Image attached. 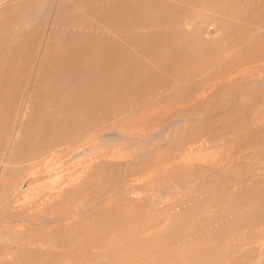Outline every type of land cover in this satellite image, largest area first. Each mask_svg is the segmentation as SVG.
I'll return each instance as SVG.
<instances>
[{
    "label": "rangeland",
    "instance_id": "1",
    "mask_svg": "<svg viewBox=\"0 0 264 264\" xmlns=\"http://www.w3.org/2000/svg\"><path fill=\"white\" fill-rule=\"evenodd\" d=\"M52 1L44 0L46 5L44 15L39 21L32 22L34 31L26 36L24 48L19 54L9 59L2 55L4 50L0 53V134L2 118L7 116L8 111L13 113L10 119L12 123H16L18 119L20 121L23 106L34 89L33 80H21V77L27 72L35 73L38 68L36 58L41 55L38 47L46 43L52 28L51 21H45ZM115 1L117 0H92L91 4L103 3L111 6ZM143 1L146 5H151L153 11L144 17L141 26L130 33H108L100 28L103 22L91 23L88 20L81 21L80 25H84V28H77L75 31L68 26L59 27L57 43L51 49H57L60 60L46 70L47 76L51 79L60 80L64 75L57 74L61 61L70 59L77 51L81 55L82 52L88 54L86 48L88 36L103 43L116 41L117 38L127 39L129 43L138 40L146 42L143 44L146 47L137 49L138 46L136 48L131 44L130 47L133 49L126 47L121 49L119 54L111 51L107 56L98 57L89 64L82 74L85 77L90 73L95 75L100 71L98 69L113 65L120 55L129 58L124 71L116 74L113 79L106 80L105 84L101 83L103 80L95 81L97 83H94V80H90L91 83L87 80L83 82L77 80L78 86L82 84L79 86L81 89L77 88V93L74 92L76 84L63 78L59 87V90L62 89L64 92L71 87L74 88L71 90L72 93L82 94L80 99L75 98V103L84 100L82 98L87 94L88 98H101L103 103L105 102L102 112H107L108 117L113 116L120 122L122 129L130 132L128 138H123L116 127L95 132L91 135L90 141H94L96 153L106 156L115 153L118 157L115 159L122 161L136 158L127 164L128 166L126 163H102L104 168L110 169L108 185L96 180L95 176L86 184H76L73 187L71 185L57 200L50 198L52 192L57 190V183L65 180L64 177L68 175L77 181L76 177H73L74 174L69 173L73 171L72 164L66 160L70 151L77 147L69 143L45 149V143L42 144L38 155L25 160L17 171L1 177L0 169V228L3 225L12 230L17 228L25 231V235L30 236L32 240L56 235L63 241L75 231L84 234L85 241L77 248L65 247L58 253L51 251L46 253L47 257L55 258L59 262H65L67 257L83 259L89 254L98 257L102 254L104 244L112 246L118 243L121 246L125 245L127 250L118 252L116 256L118 258L127 256V260L133 255H139L138 260L176 255L175 261L179 264L264 262V258L261 257L264 255V0H232L226 5L217 4L218 8L214 9L213 15L225 16L230 21L229 29L221 33H216L211 25L207 27L208 31L204 28L198 31L197 27L198 22L210 18V9H205V6L208 7L214 0H166L164 7L158 9L161 10L158 15H154L153 12L156 10L155 4L161 0ZM2 2L12 9L11 12L0 15V42L5 48L6 45L16 48L23 44L19 39L20 30L9 23L19 13L20 7H15L18 0ZM77 11L72 10L73 16ZM178 19L180 23L176 21ZM178 24L179 26H176ZM88 27L90 29H86ZM192 27L193 31L190 30ZM184 31L188 33H183ZM203 33H206L210 40L202 41L199 36ZM115 34L117 37H113ZM149 39L152 40L150 44ZM180 39L183 42H179ZM171 42L177 46L168 55L169 58L157 68L150 66L149 61H156L163 46ZM71 44L78 46L71 49ZM5 67L8 68V74L4 73ZM162 70L163 72H160ZM155 85L156 90L153 87ZM49 89L45 87L41 94L48 92ZM137 89L142 92L137 93L136 97L134 93ZM99 92L102 94L101 97H97ZM149 97H153L154 100H150ZM154 107L156 110H152ZM59 109L64 111L61 107ZM140 112L144 116H140ZM172 122L176 130L173 129ZM169 124L171 125L167 127ZM106 139L110 144L107 142L108 146L104 147ZM117 141L120 143L117 144ZM2 150H6L3 144L0 145V155ZM189 150L190 154H187ZM213 154L217 155L216 158ZM55 159L64 168L65 176L53 174V163L57 162ZM154 161L158 166L159 176L155 182V206H152L149 202L151 197L148 189L151 179L150 166ZM140 186L146 191L143 192L144 204L139 216L150 220L153 224L151 226L134 227L112 223L105 227L98 225L85 227L71 226L65 221L50 222V215L55 214L50 213L52 211L63 217L73 216L67 209L69 205H78L80 208L95 201L99 205L111 206L112 217L121 218L128 215L120 213V210L126 207L114 204L111 199L120 193L127 203H130L133 201L132 190ZM19 199L21 200L18 201ZM245 204L254 208L252 215L247 212L229 213L234 208L242 210ZM22 216H27L28 220H24ZM22 222L26 223L22 225ZM166 222L167 224L163 225ZM98 232H105V235L94 236ZM135 250L139 253L136 254ZM33 254L37 255V252ZM227 258L230 260L225 261ZM134 262L136 261L131 260L123 264Z\"/></svg>",
    "mask_w": 264,
    "mask_h": 264
},
{
    "label": "bare ground",
    "instance_id": "2",
    "mask_svg": "<svg viewBox=\"0 0 264 264\" xmlns=\"http://www.w3.org/2000/svg\"><path fill=\"white\" fill-rule=\"evenodd\" d=\"M229 2H232V0H214L211 5H208V7L206 5L205 9H207V10L210 9V16H209L210 18L208 20L206 19V20H202V21L198 22V25H199V26H197L198 31L199 30L201 31L202 28L207 30V27L209 25H211L212 28L213 29L215 28V30L217 31L216 33L226 32V30L229 29V27H230V21L225 16L213 15V13H214L213 11H214V9L218 8L217 4L221 3V5H222V3H223L224 5H226ZM91 3H92V0L91 1L90 0H86V1L85 0H80V1H77V0H53L51 2L50 12H49L48 16L45 17V21H47V20L51 21L52 28H51L50 36H49L48 40L46 41V43L44 45H40L38 47V50L41 53L40 57L36 58L38 68H37L35 73L27 72V73L23 74L21 77V80H33V82H34V89H32L30 97L28 98V100L26 101V103L23 106L24 111L21 113L22 118L20 119V121H18L19 120L18 119V120H16V123H12L10 119H12L11 116L13 115V113L11 111H8L9 113L7 114V116H4L2 118V134H0V145L3 144L4 147L6 148V150H2V154L0 155L1 177H4L5 175H7L8 173H11L13 171H17L19 165L22 164L25 160H29L32 157L37 156L38 153L41 151V145L42 144L44 145V143H45V145H44L45 149H50L51 147H55L58 145L60 146L63 144H66V145L69 143H72V145L75 144V146L77 148H75V150L70 149L71 151L68 155V159H66V160L68 163L72 164V166H73L72 170L73 171L71 170L72 172H69V173L74 174L73 177L75 176L77 181L73 180L71 178L72 176L70 177V175H68L66 177L65 176L66 173L64 174V168H62L61 164H59V161H57V159H55L57 162H54L55 160H52L54 162V163L52 162L54 165L52 167L54 170L53 174L59 175V176H62V175L65 176L64 177L65 180L60 181V182L58 181L59 183H57V185H56L57 190H54V192H52V194L50 193L51 194L50 198L57 199V200L59 199V197H61L62 195H64L67 192L66 190L71 185L73 187L76 184H80V185L86 184L91 180V178H93L95 176H96V180H100V181H102V183H105L108 185L109 175H110V173H108V171L110 169L107 170L106 168H104L105 166H103L102 163H104V162L117 163V164H125L126 163V166H128L127 164L133 162L134 159L136 158L135 157L134 159H128L127 161H122V159H115V158H118L117 155H115V153L110 154L109 156L108 155L107 156L106 155H100V154L96 153V150H95L96 146L93 143L94 141L93 142L90 141L91 135L94 134L95 132H101L102 130L108 129L109 127H116L117 129H119L117 131H119L120 135L123 138L124 137L125 138L130 137V134H129L130 132H127L125 129H122V125L120 124V122L117 121V119L113 118V116L108 117L109 114L107 112H102L103 108L105 107V102L103 103V100L101 98H99V99L88 98L89 96L87 94L82 98L84 100H79V103H75L76 99L77 98L80 99L82 94L78 95V94H74V92L77 91V93H78L77 88L81 89L79 86H81L82 84H80L78 86L77 80H82V82H83V80H87L90 83L92 80H94V83H97L95 81L99 80L101 82V80H103V82H101V83L105 84L106 80H111L116 76V74L122 73L124 71L126 65L128 64V59H129L128 57H124L123 55H120V58H117L112 63L113 65L110 64L108 67H103L102 69L97 68L100 71H98V73H96L95 75L90 73V74H87L86 77L83 76L82 74L84 73V70L87 69L89 64L91 62L95 61L96 58L102 57L104 55L107 56V54L110 53L111 51L114 54H119V51L121 49H126V47L132 48V47H130L131 44H134V46L136 48L138 46L137 49H140V47L142 48L145 46V45L143 46V44H146V42H144L143 40H138V41L129 43V41L127 39L117 38L116 41H118V42H116L114 40H110L108 42L103 43L100 40H96L95 38L92 39L91 37L88 36L87 37L88 39H86V48L88 50V54L85 55V53L82 52L83 55H81L77 51V53L72 55V57L70 59H64L63 61H61L62 63L59 66V70H58L57 74H61V75L64 74V75H63V77H61L60 80H58L57 78L55 80L51 79V77L47 76V73H46V70L48 69V67L55 65L57 62L59 63V60H60V57H59L60 54H58L57 49L54 48V50H52L54 44L57 43V33L59 31V27L64 25V26H68L70 29L75 31L77 28H84L83 27L84 25H80L81 21L88 20L91 23H94V21H96L98 23L103 22V23H101L100 28H102L103 31L108 32V33H113V32L114 33L119 32L120 34L121 33H130V31H134L139 26H141L142 20H144V17L147 16L151 11H153L151 9V5H146L143 0H117L111 6H107V4H103V3H97L99 5H94V3L93 4H91ZM166 3H167L166 0H161V2H159L158 4H155L156 10H154V12H153L154 15H158V13L161 11L158 9H160V8L162 9V7H164V5ZM206 3H207V1H206ZM15 7H17V8L20 7V10H18L19 13L15 15L16 18L12 22H10V23L8 22V23H9V25H12V27H15L16 29L20 30L19 39L22 40L21 42L23 44H20V46H17L16 48H13V47L6 45L7 48H5L3 43L0 42V53L2 50H4V51H2V52H4L2 55L8 57L9 59L16 56L17 54H19L20 50L22 48H24L26 36H29V34L34 31V29L32 28L34 23H32V22H36V21H39L40 19H42L44 12H45L46 5H45L44 0H18V3L16 4ZM11 9L12 8L10 6L8 7V4L6 5L2 2V0H0V15L5 14V13L7 14L8 12H11ZM53 10H54V12H53ZM72 10L73 11L78 10L77 12H75L74 16L72 14ZM52 12H53V15H52ZM171 16H173V15H171ZM185 17H186V15H185ZM187 17H188V15H187ZM195 17H198V16H195ZM176 21H178L180 23L179 19ZM195 22H197V21H195ZM3 23H5V22H3ZM176 26H179V24ZM85 27H87V26H85ZM86 29H90V27H88ZM190 30L193 31V27ZM185 32L186 31H184L183 33H185ZM186 33H188V32H186ZM113 37H117V35L115 34ZM182 38H185V37H182ZM199 38L202 41L210 40V37L206 33L205 34L203 33V35L199 36ZM150 39L148 40V44L152 43V40H150ZM179 42H183V40L180 39ZM195 42H196V40H195ZM174 44L175 43L172 44V42H171L169 45L163 46L162 50H160V54H159V57L157 58V60L156 61L150 60L149 65L151 64L150 66H152L154 68H157V66H160L161 65L160 63L167 60L169 58L168 55H170L172 53L173 49L176 48L175 46H177V44L176 45H174ZM76 46H78V45L77 44H71L70 47H71V49H73ZM80 46L82 47L84 45H80ZM50 50H52V52H50ZM135 53H137L136 50H135ZM215 54H216V52H215ZM130 55H132V54H130ZM254 66H256V65H254ZM249 69H252V68L249 67ZM160 72H163V70ZM4 73L8 74V68L7 67L4 68ZM232 75H234V74H232ZM63 78H64V80H72V82L74 84H76V86H77V87H75V90H74V88H71V87L67 88V91H65V92L62 89L59 90L60 89L59 87L62 84L61 80H63ZM136 78H137V76H136ZM174 82L176 83V80H174ZM262 82H263V80H262ZM158 83H159V81H158ZM177 84H179V83H177ZM155 86H153V87L156 90L157 86H156V88H155ZM45 87L50 88V89L48 92L42 93L44 95L43 96L41 94V91H43L45 89ZM153 87H152V89H153ZM211 88H213V85ZM71 90H74V92L72 93ZM140 91L142 92V90L137 89V91L134 93V95L137 97L138 94L140 93ZM149 91L152 92V90H149ZM60 92H62V93H60ZM40 94H41V96H38ZM99 95L97 97H101L102 94L99 92ZM139 99H141V97H139ZM146 99H148V98H146ZM149 99L154 100L153 97H149ZM172 101H174V100L172 99ZM193 101L194 100L192 99V102ZM71 102H73V104H71ZM139 104H141V102H139ZM181 105H182V103H181ZM60 107H61V109L63 108L64 111L60 110L59 109ZM173 108L174 107H172V109ZM219 108H220V106H219ZM152 110H156L155 107ZM141 113L142 112H140V114H139L140 116L143 115V113L142 114ZM131 115L129 117H131ZM139 115H137V116H139ZM134 116H136V115H134ZM115 117H119V116H115ZM191 120L192 119H190V121ZM196 120H197V118H196ZM185 122H187V121H185ZM170 125L171 124H169L167 127H169ZM172 125H173V122H172ZM176 126H178V125H176ZM158 127H157V132H158ZM174 127H173V129L176 130V127L175 128ZM178 129H179V127H178ZM114 131H116V130H114ZM224 131H225V129H224ZM150 133H152V132H150ZM260 133H263V132H260ZM161 135H162V133H161ZM173 136H174V131H173ZM99 137H97V138H99ZM101 137L103 139H105L104 136H101ZM133 137H135V136L133 135ZM152 137L154 138L155 136H152ZM246 137L247 136H245V138ZM102 138H100V139H102ZM100 139H99V141L102 142V140H100ZM126 140H129V139H126ZM136 140L139 142L142 141V140H138V139H136ZM146 140H145V142L148 141V140L147 141ZM107 142H108V139H106V143H105L104 147L108 146V143L110 141L108 143ZM118 143H120V141H117V144ZM142 143H144V141ZM142 145H144V144H142ZM135 147L137 148V146H135ZM150 147H152V146H150ZM143 148H144V146H143ZM248 148H250V147H248ZM104 149H106V148H104ZM115 149H117V148H115ZM134 150H135V148H134ZM190 150L187 152V154L190 152ZM185 151H187V149ZM219 151L220 150H218V152ZM131 152H132V150H131ZM218 152H217V155H218ZM228 152H230V151H228ZM117 153H119V152H117ZM202 153H203V151H202ZM152 154H154V153H152ZM182 154H184V152ZM215 155L213 154V157H215ZM180 156L182 157V155H180ZM185 156H187V155H185ZM195 156H194V158H195ZM154 157H155V155H154ZM181 157H180V160H181ZM208 157L210 158L211 155ZM176 160H178V159L176 158ZM182 160L184 161L185 159H182ZM206 160L207 159H205L204 161H206ZM188 161H189V159H188ZM212 161L213 160L211 158V162ZM189 162H191V161H189ZM194 162H195V160L192 163H194ZM47 166H50V165H47ZM150 169L151 170L149 171V173H150L151 179L149 182L150 188L148 189V192L150 194V197H151L150 200L151 201L149 200V202L152 204V206H155V204H154L155 203L154 195H155V191H156V183L155 182L159 176V169H158V166H157L155 161H154V163L151 164ZM148 170L149 169H147V171ZM198 170H200V168ZM146 176H147V174H146ZM134 180H135V178H134ZM136 180L138 181L137 177H136ZM142 180H144V179H142ZM132 183H134V181ZM42 186H39V187H42ZM31 187L32 186H30V189L32 190ZM50 188H51V186H50ZM104 190H106V189H104ZM145 191L146 190L142 186L132 190L131 194H132V200L133 201H130V203H127L126 199H124L122 194H120V193L117 194L113 199H111V201L113 200L114 204H118V205L126 207L123 210H120V213H128V215H125L121 218L112 217L113 212H112L111 206L99 205L95 201L89 205L81 206L80 208L78 207V205L77 206L76 205H74V206L69 205L67 207V209H68V211H70V214H73V216L67 215L66 217H63L59 213H57L56 211H52L50 213H55V214H53V215L51 214L49 219H50V222H52V223H56L59 221H65V223H68L71 226L80 225V226H85V227H95L97 225L105 227L106 225L108 226L112 223H114V224H120V223L128 224V225H132L134 227H139V226H144V225L151 226L152 223L150 220L144 219V218H142V216H139V211H141V208L144 204L142 196H143V194H145V193H143ZM206 191H208V190H206ZM22 194H24V192H22ZM28 195H30V194H28ZM48 197H49V195H48ZM26 199H28V197H26ZM20 200L21 199H19L18 201H20ZM24 200L25 199H23V201ZM40 200H41V198H40ZM44 202H45V200H44ZM106 204H108V203H106ZM39 205H41V204H39ZM37 208H38V206H37ZM253 210H254L253 207L250 208L249 204H245L242 207V210L239 208H234V209H232V212L230 210L229 213L233 214L236 212H240V213L247 212V213H251V215H252ZM46 216H48V214ZM22 218L24 220H28L27 216H22ZM24 223H26V222H24ZM24 223L22 222V225H24ZM18 224H19V222L17 223V225ZM164 224L166 225L167 222L163 223V225ZM20 226L21 225H19V227ZM166 227H164V228H166ZM19 229H21V228H19ZM151 229H152V227H151ZM25 234H26L25 231L17 230V228H16V230L15 229L12 230L10 227L4 226V225L2 228H0V264H123V263H128L131 260L136 261V262H134V264H179L177 261H175L177 259V258H175L176 255L174 257L167 255L165 257H160V258L154 257V258H150V259L145 258L142 260H138L139 255H133L132 257L129 258L130 260H127L128 259L127 256H126V258H123L122 256L121 257L119 256L120 258H118L116 256L118 252L121 253L122 250L126 252V250H127V249H125L126 248L125 245L121 246L120 243H118V242H117L118 244H114L112 246L104 244L102 246V249H101L102 254L98 257L94 256V255L92 256L91 254H89V255L83 257V259L82 258L80 259L77 257H67L65 262H62V261L59 262L55 258L47 257L46 253L50 252V251L52 253L53 252L58 253L59 250L65 248V247H69L70 249H75L80 244L84 243V241H85L84 234H80V233L75 231L74 233H72L70 236H68L63 241H61L60 238L56 235L53 237L47 236V238H45L46 236L45 237L42 236L41 238H38V239L36 238V240H32L30 238V236L28 237ZM104 235H105V232H98L97 235H94V236L100 237V236H104ZM33 252H37V255L33 254ZM135 252H137V251L135 250ZM138 253L139 252H137L136 254H138ZM261 257L264 258V255H261ZM229 260L230 259L227 258L225 261H229ZM254 264H264V262L261 261V262L254 263Z\"/></svg>",
    "mask_w": 264,
    "mask_h": 264
}]
</instances>
